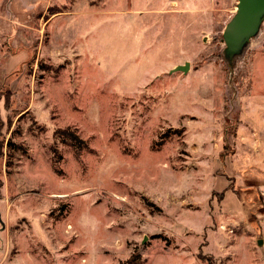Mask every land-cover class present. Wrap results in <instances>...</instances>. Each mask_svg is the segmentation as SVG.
<instances>
[{"label":"rangeland","instance_id":"374dc122","mask_svg":"<svg viewBox=\"0 0 264 264\" xmlns=\"http://www.w3.org/2000/svg\"><path fill=\"white\" fill-rule=\"evenodd\" d=\"M236 6L0 0V264H264V23L230 67Z\"/></svg>","mask_w":264,"mask_h":264},{"label":"water","instance_id":"95a60500","mask_svg":"<svg viewBox=\"0 0 264 264\" xmlns=\"http://www.w3.org/2000/svg\"><path fill=\"white\" fill-rule=\"evenodd\" d=\"M264 23V0H237L236 12L223 32L224 57L230 67L241 57L255 39ZM190 64L178 65L171 73H187ZM0 222H2L0 217Z\"/></svg>","mask_w":264,"mask_h":264},{"label":"trees","instance_id":"16d2710c","mask_svg":"<svg viewBox=\"0 0 264 264\" xmlns=\"http://www.w3.org/2000/svg\"><path fill=\"white\" fill-rule=\"evenodd\" d=\"M58 135L63 139V141L68 145L71 146L76 154H80L83 150H85L87 148V144L86 142L81 139L75 132H72L71 129L69 128H65V129H60L57 131ZM1 136V133H0ZM13 138L11 137L8 141V156H9V160H8V167H9V162H11L10 159H12V153L11 151L14 150L15 147H19L20 145L16 144L13 140ZM5 147V142L2 141V144H0V150L3 149Z\"/></svg>","mask_w":264,"mask_h":264},{"label":"crops","instance_id":"0c3cea01","mask_svg":"<svg viewBox=\"0 0 264 264\" xmlns=\"http://www.w3.org/2000/svg\"><path fill=\"white\" fill-rule=\"evenodd\" d=\"M262 55H263V56H262L261 58H263V59H264V54H262ZM257 74H258V75H260L258 72H257ZM258 75H257V76H258Z\"/></svg>","mask_w":264,"mask_h":264}]
</instances>
